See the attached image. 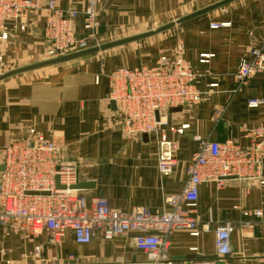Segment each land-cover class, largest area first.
Returning <instances> with one entry per match:
<instances>
[{"label":"crops","instance_id":"1","mask_svg":"<svg viewBox=\"0 0 264 264\" xmlns=\"http://www.w3.org/2000/svg\"><path fill=\"white\" fill-rule=\"evenodd\" d=\"M34 1L40 10L30 15L26 33L16 32L8 43L0 44V57L13 68L43 56V8L48 0ZM54 1L62 10L82 12L86 6L85 0ZM222 1L96 0L95 38L106 42L141 30L147 22H175ZM213 23L225 26L211 29ZM74 30L78 39L88 34L81 13ZM179 43L202 97L196 105L168 112L165 133L176 142L177 153L171 173L162 177L155 140L128 138L116 127L117 113L108 99L109 75L119 68L153 66ZM262 46L264 0H236L174 26L169 35L148 45L127 50L116 47L8 78L0 82V171L4 146L33 128L45 137L59 138L66 158L78 165L77 184H93L79 190L87 201L98 197L119 211L145 207L161 212L166 198L184 188L187 166L196 151L194 137L219 143L231 139L247 147L249 133L264 128V72L241 87L234 78L240 59L248 58L253 47ZM202 57L208 58L200 62ZM250 100L262 104L250 108ZM184 125L187 128L181 134L169 131ZM194 216L196 235L179 231L169 237L171 264H214L218 259L214 230L225 222L233 225L226 264H264V185L238 179L202 184ZM135 236L128 233L107 241L95 235L81 245L68 232L61 243L48 245L45 232L28 239L0 226V264H139L144 254L136 249ZM37 246H42L38 255Z\"/></svg>","mask_w":264,"mask_h":264},{"label":"built area","instance_id":"2","mask_svg":"<svg viewBox=\"0 0 264 264\" xmlns=\"http://www.w3.org/2000/svg\"><path fill=\"white\" fill-rule=\"evenodd\" d=\"M96 0H85L82 12L62 10L48 0L43 40L46 57L55 58L90 48L95 39ZM40 10L34 0H0V44L16 32L25 30L31 14ZM84 16L83 39L75 35L74 21ZM225 24H211L218 29ZM208 57H202L205 62ZM264 72V46L253 47L248 58H242L235 74L237 87ZM108 99L115 104L116 127L128 138L142 134L155 140L157 170L167 177L175 164L177 145L165 133L169 110H181L200 102L197 76L183 58L179 43L169 55H161L155 64L138 69L119 68L109 75ZM210 88L216 85H209ZM262 101L250 100L256 108ZM187 125L169 131L181 134ZM250 143L240 146L228 139L222 143L194 137L196 151L186 170V183L178 195L164 201L161 212L145 207L130 211L112 209L103 198L89 201L74 189L78 165L63 158L58 137H45L35 129L4 146L0 171V226L8 227L23 238L33 239L47 233L48 245L59 244L70 232L75 243L85 245L97 235L110 241L116 236L135 233L134 244L144 254L139 264H171L169 237L179 231L196 235L198 220L194 216L198 189L202 184H220L225 179L254 180L264 185V128L249 133ZM57 185L61 188H57ZM259 215V213H255ZM229 222L216 226L214 247L218 259L230 254ZM42 246L35 247V254ZM72 260V257H69Z\"/></svg>","mask_w":264,"mask_h":264},{"label":"water","instance_id":"3","mask_svg":"<svg viewBox=\"0 0 264 264\" xmlns=\"http://www.w3.org/2000/svg\"><path fill=\"white\" fill-rule=\"evenodd\" d=\"M233 1H236V0H224V1L220 2V3L212 5L210 7H207L205 9H202L200 11H197V12L192 13L190 15H187L185 17H182V18L176 20L175 22L167 23V24H165V25H163L161 27H158L156 29H153L152 31H149L147 33H143V34L136 35V36L129 37V38H126V39H122V40H117V41H114V42H111V43H107V44H103V45H100V46L88 48V49L80 51V52L72 53V54H69V55H64V56H61V57H56V58H53V59H50V60H46V61H43V62H40V63H36V64L29 65V66H26V67L15 69L13 71H10V72H7V73H4V74L0 75V82L6 80L8 78H11L13 76L26 73V72H30V71L42 69V68H45V67L58 65V64L65 63V62H68V61H71V60H75V59H78V58H82V57H86V56L93 55V54H96V53H100V52H103V51H107L109 49H112V48H115V47H119V46H122V45H126V44H129V43H132V42H138L140 40H144L146 38L152 37L154 35H157V34H160V33L164 32L166 30H169V29L173 28L176 25H181V24H183V23H185V22H187L189 20H192V19H194L196 17H199V16H201V15H203L205 13H208L210 11H214V10H216L218 8H221V7L231 3ZM110 105H111V109L112 110L116 109L115 104L113 102H111ZM180 111H181L180 108L171 109V110H169V113L180 112ZM142 138L145 139V138H147V136H143ZM1 170H2V167H1ZM262 174L264 175V171L262 172ZM91 187H93L92 183H79V184L75 185L74 189L79 191V190H83V189H90ZM57 188H61V187H59V185H57ZM213 262H214V264H226L228 262V260L224 258V259L214 260Z\"/></svg>","mask_w":264,"mask_h":264},{"label":"rangeland","instance_id":"4","mask_svg":"<svg viewBox=\"0 0 264 264\" xmlns=\"http://www.w3.org/2000/svg\"><path fill=\"white\" fill-rule=\"evenodd\" d=\"M34 13H35V12H34ZM96 15H97V11H96ZM29 22H30V21H29ZM29 22H27L26 28H25L24 31H22V33H26V31L28 30V28H29V26H30V25H29ZM83 22H84V16H83ZM167 23H170V22H160V21L147 22V23H146V26H145L143 29H141V30L135 31V32H133L132 34H127V33L120 34L119 36H116V37H114V38H112L111 40L106 41V42H99V41L95 38V39L90 43V44H91L90 48H92V47H96V46H100V45H103V44H107V43H111V42H114V41H117V40L126 39V38L133 37V36H136V35H140V34H143V33H147V32H149V31H152L153 29H156V28H158V27H161V26H163V25H165V24H167ZM213 24H215V23H213ZM170 32H171V29L166 30V31L160 33V35L157 34V36L154 35V36H152V37L146 38V39H144V40H140V41H138V42H132V43L126 44L127 46H123V45H122L123 47H120V46H119L120 48H117V49H124V50H127V49H129V48H131V47H133V48L142 47V46L148 45L149 43H152V42L155 41V40L158 41V39H161V38L163 39V37H165L166 35H169ZM94 33H95V32H94ZM11 36H12V35H11ZM11 36H10V39L12 38ZM42 38H43V37H42ZM10 39H8V40L5 41V42L8 43V41H9ZM43 43H44L45 48H44V52H43L42 59H41L40 61L33 62V63H30V64L25 65V66H21V67L13 68V67H11V65L8 66V64H6V62H4V59L0 57V75H2V74H4V73H7V72H10V71H13V70H15V69H19V68H22V67H26V66H29V65H33V64L40 63V62H43V61H46V60L53 59V58H47V57H46L45 52H46L47 45L45 44L44 40H43ZM112 49H116V47H115V48H112ZM82 51H83V50H82ZM76 52H80V51H76ZM76 52H71V53H68V54H65V55H69V54L76 53ZM103 52H104V51H103ZM100 53H101V52H100ZM62 56H64V55H62ZM58 57H61V56H58ZM55 58H56V57H55ZM7 66H8V67H7ZM234 78H235V77H234ZM141 136L143 137V136H147V135L142 134ZM141 136H139V137H141ZM139 137H135V138H139ZM62 153H63V158H64V159H66V160H70V159H67V158H66V156H65V154H64V151H63ZM70 161H72V160H70ZM72 162H74V161H72ZM74 163H76V162H74ZM76 164H77V163H76ZM2 168H3V167H2ZM77 168H78V167H77Z\"/></svg>","mask_w":264,"mask_h":264}]
</instances>
